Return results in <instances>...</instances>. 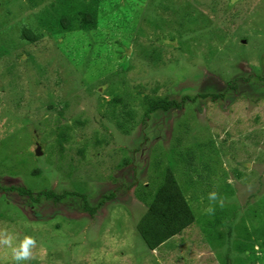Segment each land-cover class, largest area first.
I'll return each mask as SVG.
<instances>
[{"label":"rangeland","instance_id":"374dc122","mask_svg":"<svg viewBox=\"0 0 264 264\" xmlns=\"http://www.w3.org/2000/svg\"><path fill=\"white\" fill-rule=\"evenodd\" d=\"M74 1L0 0V264H264V0ZM168 168L195 222L151 251Z\"/></svg>","mask_w":264,"mask_h":264},{"label":"trees","instance_id":"16d2710c","mask_svg":"<svg viewBox=\"0 0 264 264\" xmlns=\"http://www.w3.org/2000/svg\"><path fill=\"white\" fill-rule=\"evenodd\" d=\"M86 2L87 0L74 1L73 5L70 7L71 10H74L77 7L75 4H82L78 7L79 10L73 15L71 14L70 17L63 18L62 24L64 28H68L73 22L77 24V27L80 30H93L97 26L98 15L96 12L91 11L93 3L89 4ZM22 36L24 40L33 44H36L41 38L39 34H36L31 30H24ZM222 96L223 95H220V97ZM201 97L206 98V95ZM213 97L216 99L218 98V96L215 95ZM185 101L186 99L183 102ZM146 102L148 105L147 116H151L159 111L167 112L175 108L179 109L182 106L177 101H171L168 99L147 100ZM258 113L264 115V112L262 111H258ZM263 119L264 117L262 116L258 117L257 120H253V129L258 127L261 129L264 127ZM164 173L163 183L160 184L156 194L151 197V202L147 211L137 226L139 234L148 249L151 251L157 250L168 241L182 234L195 222L194 211L184 195L172 169L168 168ZM20 193L30 194V190H21ZM42 194H44L49 200H54L56 202H60L68 196L75 195L69 192L59 195L53 191L44 192ZM80 197L84 200L85 210L94 213L95 209L90 207L85 196L82 195Z\"/></svg>","mask_w":264,"mask_h":264},{"label":"clouds","instance_id":"9594fccd","mask_svg":"<svg viewBox=\"0 0 264 264\" xmlns=\"http://www.w3.org/2000/svg\"><path fill=\"white\" fill-rule=\"evenodd\" d=\"M212 198H214V194H213ZM5 243H9V241L6 240ZM34 244H35V240L34 239L26 238L24 243L21 245V248L23 250L18 252V253H14V256H13L14 260L20 261V260L28 259L29 258L28 246L29 245H34Z\"/></svg>","mask_w":264,"mask_h":264},{"label":"water","instance_id":"95a60500","mask_svg":"<svg viewBox=\"0 0 264 264\" xmlns=\"http://www.w3.org/2000/svg\"><path fill=\"white\" fill-rule=\"evenodd\" d=\"M41 153H40V148H38V150H37V155H40Z\"/></svg>","mask_w":264,"mask_h":264}]
</instances>
